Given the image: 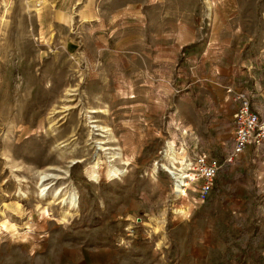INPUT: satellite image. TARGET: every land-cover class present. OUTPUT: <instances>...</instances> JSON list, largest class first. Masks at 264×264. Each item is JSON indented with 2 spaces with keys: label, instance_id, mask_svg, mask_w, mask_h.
<instances>
[{
  "label": "rangeland",
  "instance_id": "374dc122",
  "mask_svg": "<svg viewBox=\"0 0 264 264\" xmlns=\"http://www.w3.org/2000/svg\"><path fill=\"white\" fill-rule=\"evenodd\" d=\"M38 2L0 0V264H264V142L225 161L227 88L264 122V0ZM213 82L224 106L200 105ZM88 116L117 137L121 178ZM167 141L217 165L202 202L153 172Z\"/></svg>",
  "mask_w": 264,
  "mask_h": 264
},
{
  "label": "bare ground",
  "instance_id": "6f19581e",
  "mask_svg": "<svg viewBox=\"0 0 264 264\" xmlns=\"http://www.w3.org/2000/svg\"><path fill=\"white\" fill-rule=\"evenodd\" d=\"M39 0H29L30 2L35 3V5L39 4ZM209 3V2H208ZM207 3V5H208ZM211 5V4H210ZM36 8H33L31 10H35ZM30 17V16H29ZM5 18H1V21H4ZM22 79V78H21ZM73 88L71 86L65 88V93L62 95V97H65L69 94L70 91H72ZM75 90V89H74ZM30 103V98L27 101ZM36 104V103H35ZM38 104V103H37ZM65 107V105H62ZM9 109V108H8ZM10 111V110H9ZM26 112V110H25ZM50 112V111H49ZM59 112L56 106H52L51 109V115L49 117H52L54 113ZM89 113H98L102 112V110L91 108ZM22 113V112H21ZM27 114V113H26ZM89 119H92L89 122H97L93 125H91V130H97L95 136H98L96 138V141L98 144H105V143H111L110 146H101L102 150L108 149L107 152V157L108 161L111 162V165L109 167V173L115 177H120L125 175L127 172V168H124L123 165H126L128 163V160L124 158L122 149L120 146L117 144V137L112 131V128L109 127L108 125H100L98 123V119L94 116H88ZM49 122V127H52L54 124V119L51 118ZM95 128V129H94ZM52 129V128H51ZM94 129V130H93ZM57 146V145H56ZM106 151V150H105ZM98 156V155H97ZM99 158V157H98ZM115 163L121 164L120 166H117ZM192 164L188 161V158H186L184 155H179L178 151L174 145L173 142L167 141L165 146L163 147L162 150V156L160 161L156 160L153 163V172H157V168L160 166L161 169L165 170L168 172L170 177L174 180L173 186H174V194L179 196L182 195L183 192L185 191L183 188L184 184V178L187 176V170ZM56 166H52L51 164L48 165L46 168L38 169V180L40 182L39 185V190H40V195H45L46 194V184L50 183V181L44 183L45 181L49 180L48 174L50 173V170L55 169ZM28 168V167H27ZM22 179V178H21ZM21 181V180H20ZM22 190V189H21ZM17 194L24 195V191H18ZM26 195V194H25ZM24 195V196H25ZM64 204L67 206L66 210L68 208H77L78 207V197L75 195L73 191H68L65 199H64Z\"/></svg>",
  "mask_w": 264,
  "mask_h": 264
},
{
  "label": "built area",
  "instance_id": "2783aa9c",
  "mask_svg": "<svg viewBox=\"0 0 264 264\" xmlns=\"http://www.w3.org/2000/svg\"><path fill=\"white\" fill-rule=\"evenodd\" d=\"M227 93H234L236 109L233 112V147L225 161L231 162L249 146H260L264 142V122L251 107V96L247 90L233 91L227 88ZM187 170L183 188L186 191L195 184L198 197L202 202L213 188V181L218 169L215 162H210L206 154H199L192 160Z\"/></svg>",
  "mask_w": 264,
  "mask_h": 264
},
{
  "label": "crops",
  "instance_id": "0c3cea01",
  "mask_svg": "<svg viewBox=\"0 0 264 264\" xmlns=\"http://www.w3.org/2000/svg\"><path fill=\"white\" fill-rule=\"evenodd\" d=\"M227 81H229V79L227 80ZM222 82H224V81H222ZM223 84H220V83H218V82H213V85L211 84L210 85V83H207L206 84V86L204 87L203 86V88H207V87H209V88H207L206 89V92H204V93H202V92H200V93H197L196 91H197V88L194 90L195 91V94L193 95V96H197V98H198V103L201 105H203V104H205V105H210V106H212V104L211 103H218L220 106H224V103H222L221 101H223V99L221 98L222 96H223V92L220 94L221 95V97L219 98L220 100H218V98H216L217 96H216V93H219L220 92V90L219 89H222L223 88ZM219 90V91H218ZM218 96H219V94H218ZM225 99V98H224ZM215 106H216V104H214ZM215 106L214 107H212L214 110L216 109L215 108ZM219 109V108H218ZM209 110L210 109H208V111H207V113L209 112ZM233 112H234V110H232L231 111V114L233 115ZM230 116L231 117V122L233 123V116ZM202 116V115H201ZM193 124V123H192ZM234 124V123H233Z\"/></svg>",
  "mask_w": 264,
  "mask_h": 264
},
{
  "label": "trees",
  "instance_id": "16d2710c",
  "mask_svg": "<svg viewBox=\"0 0 264 264\" xmlns=\"http://www.w3.org/2000/svg\"><path fill=\"white\" fill-rule=\"evenodd\" d=\"M255 234L257 235V231H256V230L254 231V235H255Z\"/></svg>",
  "mask_w": 264,
  "mask_h": 264
}]
</instances>
